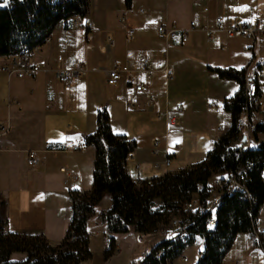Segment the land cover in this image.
Instances as JSON below:
<instances>
[{
    "label": "crops",
    "instance_id": "1",
    "mask_svg": "<svg viewBox=\"0 0 264 264\" xmlns=\"http://www.w3.org/2000/svg\"><path fill=\"white\" fill-rule=\"evenodd\" d=\"M88 3L83 21H91L94 28L88 32L73 24L71 17L57 22L46 41L29 58L40 68L35 76L17 77L12 71L14 56H0V63L8 65V69L0 68V122L6 126L0 133V197L4 200L5 229L42 233L51 244L58 243L66 232L72 214L69 192L92 189L94 147L85 143L83 149L72 150L71 146L84 142V135L95 131L99 108L107 110L115 134H124L136 141L125 162L132 178L140 180L167 171L176 172L198 162L200 157L193 161L194 155L206 152L231 124L223 102L233 95L238 84L219 78L207 66L245 67L250 74L264 59V34L254 39L229 35L218 29L213 20L215 16H221L225 23L233 18L243 20L248 7L264 16V0H88ZM121 16L135 30L131 39L126 38ZM191 20L197 27L187 32L185 42L177 32L169 39L157 33L160 24L186 29ZM201 25L207 29H199ZM234 36L240 37L241 42L227 45L228 38ZM162 48L167 50L166 64L159 61ZM138 51L148 56L153 70L146 91L135 92L124 80L108 84L105 69L114 63L135 66ZM184 51L196 52V72L208 77V91L199 89L203 95L208 94L206 105L203 101L192 102L186 91L179 92L175 101L171 100L175 90L169 77L170 61L173 65L177 63ZM57 68L79 69L80 74L66 85L55 77ZM148 93L155 96V102L149 106L146 105ZM257 103L254 124L261 123L264 127V76ZM175 104L181 108L174 124L168 125L156 118L157 111H172ZM155 139L158 140L156 154L152 152ZM259 140H264V131L256 137L248 136V144ZM207 141L208 147L202 148V143ZM182 143H187L191 159L159 172L165 166V156L171 158V164L180 150L178 144ZM28 150H34L39 157L33 167L26 163ZM155 162L161 164L159 168L153 166ZM108 198L107 193L102 196L105 208L101 210L110 206ZM256 221L261 227L264 202ZM86 229L90 233L87 221ZM106 244L103 246L107 248ZM114 248L119 251L116 238ZM24 256L13 253L11 257L22 259ZM112 256L105 257V261ZM220 264H264V254L251 232H239Z\"/></svg>",
    "mask_w": 264,
    "mask_h": 264
},
{
    "label": "trees",
    "instance_id": "2",
    "mask_svg": "<svg viewBox=\"0 0 264 264\" xmlns=\"http://www.w3.org/2000/svg\"><path fill=\"white\" fill-rule=\"evenodd\" d=\"M88 0H11V5L0 7V56L26 53L42 45L54 25L73 15L85 16ZM219 78L233 80L238 88L223 102V109L231 116L227 132L216 139L206 151L205 158L176 172L167 171L160 176L136 180L126 171V158L136 146V141L124 134H115L110 127L109 114L102 107L96 113V129L84 135L87 145L94 147L92 189L89 192L71 190L72 214L63 238L51 244L42 233H21L5 229L4 200L0 197V264H82L91 258L86 221L107 193L110 206L98 213L108 232L105 255L114 250L113 234L147 232L159 222L180 216L187 229L185 239L178 236L161 240L138 261L129 264H165L167 259L179 256L196 236L202 238L204 254L193 264H220L225 252L239 232L253 231L260 205L264 202V140L248 144V136L238 127V119L249 120L258 107L256 95L249 96L245 89L246 68H221L207 66ZM256 124V137L263 132ZM252 170L248 172L246 166ZM245 174V189L221 190L216 211V225L205 229L206 212L187 211L183 204L197 193L201 199L209 194L210 178L224 173ZM73 239H70L71 236ZM160 248L163 256H157ZM13 253H23L22 259H13Z\"/></svg>",
    "mask_w": 264,
    "mask_h": 264
},
{
    "label": "built area",
    "instance_id": "3",
    "mask_svg": "<svg viewBox=\"0 0 264 264\" xmlns=\"http://www.w3.org/2000/svg\"><path fill=\"white\" fill-rule=\"evenodd\" d=\"M11 5V0H8L7 4H4L3 0H0V7ZM206 11L207 8L205 7ZM142 11V8H139ZM84 16L78 14L71 17V22L75 25L82 26L86 31L90 32L94 25L91 21H83ZM214 23L218 29H223L229 35H239L247 39H254L258 34H264V16L260 15L255 11L253 7H248L246 10V17L243 20H238L236 18L231 19L228 23H225L221 16H215L213 18ZM120 21L124 23V28L126 31V38L131 39L135 30L132 26L126 23L124 16L120 17ZM197 27L196 22L191 20L186 29H178L175 25H164L160 24L157 26V33L162 35L164 38L169 39L173 33H179L182 42L187 41L188 31ZM199 29L206 30V26H199ZM38 45L34 46L26 53H20L11 55L14 56L12 60V71H14L17 77H33L39 71V66L32 63L29 58L33 55L37 49ZM160 58L159 61L166 64L167 50L162 48L159 50ZM60 60L61 56H57ZM137 64L135 66H129L128 64H118L114 63L110 67L105 69L106 82L111 85L117 84L119 81L124 80L127 84H130L135 92L142 93L145 92L150 80L153 76V70L149 67V58L142 52L138 51L136 54ZM0 68L8 69V65L1 64ZM80 74V70L67 71L61 68L55 70V77L64 82L66 85H70L72 79ZM264 76V59H261L252 73L248 74L246 72L245 89L249 96H255L257 86L261 85V80ZM155 102V96L151 93L146 95V105L149 106ZM181 108L180 104H175V108L172 111L159 110L156 112L155 116L158 120H163L166 124L172 125L176 121L177 111ZM238 127L243 130V132L249 136L256 131V124L252 123L250 120L245 119L244 116L238 119ZM6 130V126L0 122V133ZM157 143L158 140L155 139L152 142V152L157 153ZM85 147V141L71 146L72 150L83 149ZM171 158L165 156L163 161L165 166L170 164ZM39 162V157L34 150H28L26 155V163L33 167ZM159 162L153 163L155 168L160 167ZM61 171H65L64 167L60 168ZM246 170L250 172L252 167L250 164L246 166ZM69 178V176H68ZM262 178L264 179V168L262 170ZM147 184L151 183V179H144ZM245 174L243 173H224L222 175L215 174L208 181L209 194L205 199H201L197 193H193L190 199L183 204V208L187 211L194 212L197 214H202L206 212L208 217L205 220V229L211 231L216 225V211L219 204V196L221 190L226 186L228 189H245L244 187ZM262 228V229H260ZM252 234L254 235L259 248L264 254V222L259 227L256 219L253 225ZM188 235L187 229L182 225V219L180 216H172L166 222H159L156 226L152 227L147 232H136V240L138 242H144L151 236H168L173 238L178 236L181 239H185ZM88 236H98V232L88 233ZM73 235L70 239H73ZM164 249L160 248L156 253L157 256L164 255ZM204 254L203 245L199 249L197 256ZM188 262V257L181 253L179 256L173 259H167L165 264H184ZM80 264V263H76Z\"/></svg>",
    "mask_w": 264,
    "mask_h": 264
},
{
    "label": "rangeland",
    "instance_id": "4",
    "mask_svg": "<svg viewBox=\"0 0 264 264\" xmlns=\"http://www.w3.org/2000/svg\"><path fill=\"white\" fill-rule=\"evenodd\" d=\"M241 42L240 37L234 36L228 38V40L225 42L227 45L229 44H239ZM196 52H182L181 57L175 63L174 65L170 61L171 65V73L169 77L171 78V82L174 86L173 91L175 92L171 93V100L172 102L175 101V99L178 98L179 92L186 91L188 96L190 97V100L192 102L196 101H203L204 104L208 103V94H202L199 89L204 90L205 92L208 91V77L202 75L201 73L196 72V64L197 59L195 58ZM195 64V66H193ZM175 67V68H173ZM194 67V68H193ZM204 92V93H205ZM217 102V101H216ZM219 102H217L218 106ZM216 107V106H215ZM203 114V113H202ZM256 112H253L251 116V120L254 123L256 119ZM247 119V118H246ZM223 120V119H222ZM221 120V121H222ZM205 127V126H204ZM207 129H208V122H207ZM179 145V151L176 153V158L173 162H171L168 166L161 167L158 171H163L165 169H172L179 165L185 164L191 157H189L187 152V143L178 144ZM209 142H203L202 148L205 146L208 147ZM250 145H253L252 142H250ZM202 151H199V153ZM205 151L203 153H200L198 155H194L195 160L193 161H199L205 157ZM204 154V155H203ZM202 155V157H201ZM197 157H200L196 160ZM109 202V198H108ZM105 208V199H102L95 207V214L93 213L91 216H89V219L87 220V228L90 233L98 232V236H90V251H91V258L84 260L82 264H127L131 261H138L139 259H142L145 255H147L151 248L159 243L161 240L164 239V237L157 238L154 236L149 237L144 242H137L135 239V232L130 227L128 231L126 232H120L115 233L113 236L116 238V240L119 242V251H114L111 254H113L112 257H110L108 260L105 261V257H108L105 255V248L103 246V243L109 242L108 240V232L106 228V224L98 218L96 215V212H99L101 209ZM106 244V246H107ZM202 239L200 236H196L194 238V241L187 245L186 248L183 250L184 254H186L189 257V261L184 264H193L197 259V253L199 249L202 247ZM89 246V242H88ZM110 254V255H111Z\"/></svg>",
    "mask_w": 264,
    "mask_h": 264
},
{
    "label": "snow or ice",
    "instance_id": "5",
    "mask_svg": "<svg viewBox=\"0 0 264 264\" xmlns=\"http://www.w3.org/2000/svg\"><path fill=\"white\" fill-rule=\"evenodd\" d=\"M4 4H7L8 3V0H3Z\"/></svg>",
    "mask_w": 264,
    "mask_h": 264
}]
</instances>
